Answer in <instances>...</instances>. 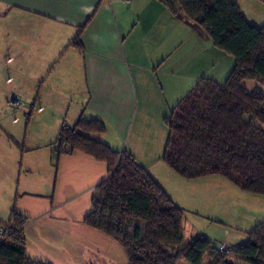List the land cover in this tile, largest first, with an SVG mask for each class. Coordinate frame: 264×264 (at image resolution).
<instances>
[{"label":"crops","instance_id":"0c3cea01","mask_svg":"<svg viewBox=\"0 0 264 264\" xmlns=\"http://www.w3.org/2000/svg\"><path fill=\"white\" fill-rule=\"evenodd\" d=\"M164 1L169 6L161 0H0V76L35 80L33 87L0 82V212L10 214L8 226L12 212L25 220L27 260L127 264L115 241L83 224L107 166L80 152L56 153L60 129L80 118L101 121L105 132L95 138L131 154L184 213L234 216L238 194L228 180H184L154 143L153 120L165 118L200 79L224 83L234 66L176 0ZM76 38L80 48L72 46ZM192 47H199L193 55ZM44 108L51 113L43 115ZM16 111L27 120L23 138L13 128L16 119L8 121ZM35 120L42 130L28 138ZM162 176L182 198L158 183Z\"/></svg>","mask_w":264,"mask_h":264},{"label":"trees","instance_id":"16d2710c","mask_svg":"<svg viewBox=\"0 0 264 264\" xmlns=\"http://www.w3.org/2000/svg\"><path fill=\"white\" fill-rule=\"evenodd\" d=\"M176 1L234 66L222 84L200 79L172 109L162 161L184 180L222 176L242 192L264 197V26L250 25L233 0ZM72 46L81 47L78 38ZM258 80L260 87L251 91L243 86ZM104 132L101 121L80 118L60 129L54 146L57 155L80 152L107 166L83 224L115 241L127 264H232L229 257L264 264V222L226 254L200 235L181 246L184 211L131 154L114 152L95 138ZM24 224L11 213L0 264H38L25 258Z\"/></svg>","mask_w":264,"mask_h":264},{"label":"rangeland","instance_id":"374dc122","mask_svg":"<svg viewBox=\"0 0 264 264\" xmlns=\"http://www.w3.org/2000/svg\"><path fill=\"white\" fill-rule=\"evenodd\" d=\"M236 1L238 6L240 7L241 11L246 17L247 22L260 28L264 26V4L261 3L259 0H233ZM199 47L196 49L192 47V55L198 51ZM232 58V57H231ZM233 59V58H232ZM224 64V63H223ZM222 64V65H223ZM219 68V67H218ZM231 72V71H230ZM229 74V73H228ZM228 77V75L226 76ZM226 77L223 78L225 81ZM209 79V78H208ZM35 80H33L28 75H21L16 76L11 72H8L6 75L0 76V82H5L7 84H21L25 86H34ZM262 83L261 80L256 81H245L243 86L248 90L251 91L255 87H260ZM39 106L35 107L34 112L38 109ZM43 115H49L51 112L47 108H44ZM172 109V108H171ZM172 111V110H170ZM167 113L165 118L161 117L158 120H153L149 126H151V130H153L155 136L156 147L159 149L160 153H163L164 146L167 140L168 135V128L166 126V119L170 117V113ZM39 114V113H38ZM41 115V113L39 114ZM13 119H16L13 123ZM11 124L13 123V128L17 135H20L21 138L24 137L23 125L27 122L26 118L23 115H20L18 111H16L15 118L12 117L8 120ZM12 121V122H11ZM36 121V122H35ZM30 125V133L27 135L29 138H33L34 134L38 131L42 130L43 124L39 123L38 120H35ZM51 125V124H50ZM152 178V177H151ZM170 178V177H169ZM169 178H163L159 180L158 183H168L171 191L173 194L177 195V197H183L182 190L178 188V186L174 185L172 182H168ZM223 178L227 181L226 178ZM154 179V178H152ZM221 179V180H223ZM163 181V182H162ZM226 184H229L232 190H236L237 196H233L232 198V205H234L237 210L234 213V216L230 213H224L221 211H214V210H205V213L201 214H190L189 212L184 213V220L182 228V245L184 246L188 242L191 241V236L193 233H198V235L203 236L210 240L215 248L224 247L226 246L230 249H235L239 247L241 244L245 243L248 240V235L253 231L255 226L258 223H262L264 221V197L247 194L236 188L235 186L231 185L228 181ZM161 187V186H160ZM162 188V187H161ZM163 189V188H162ZM231 197V195H228ZM1 211V208H0ZM10 214L8 211L0 212V223L3 225H7L6 222L8 220V216ZM191 216L193 218H191ZM226 245V246H225ZM229 250L226 249V252ZM233 257H229V260L232 264H245L242 262H238L234 260ZM179 264H188L184 261L180 262ZM204 264H206L204 262Z\"/></svg>","mask_w":264,"mask_h":264},{"label":"built area","instance_id":"2783aa9c","mask_svg":"<svg viewBox=\"0 0 264 264\" xmlns=\"http://www.w3.org/2000/svg\"><path fill=\"white\" fill-rule=\"evenodd\" d=\"M8 237V228L6 225L0 223V245H2ZM219 252L221 254H226V249L224 247H219Z\"/></svg>","mask_w":264,"mask_h":264}]
</instances>
